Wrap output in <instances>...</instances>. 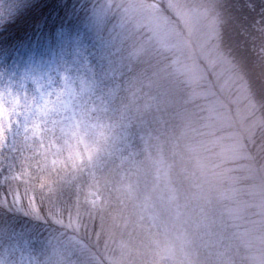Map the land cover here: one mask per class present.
Here are the masks:
<instances>
[{
  "label": "trees",
  "instance_id": "1",
  "mask_svg": "<svg viewBox=\"0 0 264 264\" xmlns=\"http://www.w3.org/2000/svg\"><path fill=\"white\" fill-rule=\"evenodd\" d=\"M200 1L254 100L244 112L168 0L2 1L0 85L18 88L38 49L67 42L54 87H72L28 127L37 163L0 168V258L28 248L43 264H208L217 223L264 232V0ZM89 55L94 70L80 73ZM4 143L15 164L22 154Z\"/></svg>",
  "mask_w": 264,
  "mask_h": 264
},
{
  "label": "rangeland",
  "instance_id": "2",
  "mask_svg": "<svg viewBox=\"0 0 264 264\" xmlns=\"http://www.w3.org/2000/svg\"><path fill=\"white\" fill-rule=\"evenodd\" d=\"M2 1L3 0H0V8L2 7ZM168 4L183 22L187 36L197 39L199 50L203 53L204 59L218 66L217 77L224 79L225 88L230 94H232V92L235 94V105L243 112L248 106H253L254 100H252V102L249 101L250 91L246 82L241 80L238 73L232 71V66L228 65L230 61L219 51L220 44L217 40L219 35V21L217 16H212L209 12V7L206 6L204 1L202 2L200 0H168ZM148 18H150V16ZM158 18L157 15H153L151 20L155 23L156 20H159ZM160 21L166 24L165 28H167L165 31V42L172 41L175 38V34L173 33L174 30L167 27L166 20L160 19ZM89 46H91V44L87 45L84 50ZM100 46L101 42L98 43V47ZM69 47L70 45L66 42L64 48L63 43H60L58 47L56 45L55 47L47 46L43 49H38V54L40 56L38 65L33 61L30 63L29 68H27V76L23 77V79L21 77L23 81H20V86L18 88L16 84L14 85L16 88L14 90L10 89V84L7 85L8 89L0 85V102H2L4 106L2 107L0 105V119L6 117L8 122L7 131H0V168L11 176H21L24 174L26 166L30 167L31 165L29 166V164L37 163V160L34 163L32 162L33 157L37 155V150L35 152L32 151L33 148L35 149L33 144L35 133L28 128L29 125H31L34 120H39L41 117H45L47 114L51 113L53 105L63 97L64 93H69V90H71L72 85L69 84V81H64L65 87L63 89L65 92L58 91L54 87V85L57 84V77L60 71L59 67H62L65 61L64 54L70 52ZM98 47L96 50H93L94 53L98 50ZM258 50L264 58V47ZM90 55L85 59L88 64H91L89 67L92 68V70L85 67V70L80 71V73L94 70V59H92ZM41 56L43 59H41ZM54 69L57 70L56 74H53ZM36 72L39 73L37 74ZM62 76L63 78L67 77V75L64 74ZM40 81L43 82L40 83ZM28 82L34 83L33 88L28 86ZM84 94L85 86L82 87V91L78 97H82ZM63 100L62 104H56L55 106V109L58 111L62 108H68V101L65 100V98H63ZM8 104L9 106L7 108L6 105ZM242 104L248 106L240 108ZM11 119L15 122L14 124ZM8 137H10L9 140H7ZM3 139L6 140V143H10L14 155L15 153H20L25 156L23 157L21 155V158L15 160V164H13L11 159L7 160L4 158V147L1 145L4 143ZM121 142L122 138L119 144H121ZM8 148L10 149L9 146ZM218 218L220 219V217ZM238 226V224L232 225L231 231H229L227 227H221L217 223L216 226H212V235L206 232V235H211L206 236V240H204V249L207 251L205 259L208 264H264V251L260 252L261 254L258 255L260 257L257 259L250 258V256L245 259L241 252L242 250L250 252L251 247L258 248L256 245L263 249L264 232L261 231L256 236H253L251 232H239L237 230L239 228ZM0 264H43V262L40 263L36 258H33L28 248H20L19 255L11 253L7 259L1 257ZM44 264L68 263H64V260L57 262L45 260Z\"/></svg>",
  "mask_w": 264,
  "mask_h": 264
},
{
  "label": "clouds",
  "instance_id": "3",
  "mask_svg": "<svg viewBox=\"0 0 264 264\" xmlns=\"http://www.w3.org/2000/svg\"><path fill=\"white\" fill-rule=\"evenodd\" d=\"M4 21H3V19H0V24H2Z\"/></svg>",
  "mask_w": 264,
  "mask_h": 264
}]
</instances>
